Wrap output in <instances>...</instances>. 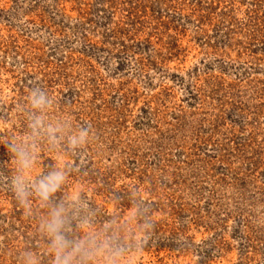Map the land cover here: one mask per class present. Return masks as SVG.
I'll return each mask as SVG.
<instances>
[{"label":"rangeland","instance_id":"obj_1","mask_svg":"<svg viewBox=\"0 0 264 264\" xmlns=\"http://www.w3.org/2000/svg\"><path fill=\"white\" fill-rule=\"evenodd\" d=\"M56 208L116 264H264V0H0V264Z\"/></svg>","mask_w":264,"mask_h":264},{"label":"clouds","instance_id":"obj_2","mask_svg":"<svg viewBox=\"0 0 264 264\" xmlns=\"http://www.w3.org/2000/svg\"><path fill=\"white\" fill-rule=\"evenodd\" d=\"M44 103V98L41 96L33 100L34 107H41ZM86 131H82L79 137L72 138L73 143L80 142L86 138ZM25 168L29 165L25 163ZM64 177L56 175L50 177L47 183L41 182L38 188L42 199H47L49 193L54 191L58 184L62 182ZM23 185V179L20 181ZM63 208H56L50 212V218L46 219L41 224V231L44 232L50 240L49 251L54 256L53 264H88L89 260H95L98 255L104 254L107 264H116L117 258L122 254L119 251L108 254L106 246L102 243H97L98 237L96 234L89 232L84 240L69 250L67 241L60 233L63 224L62 214ZM87 225H82L86 227ZM28 264H37L35 257H29Z\"/></svg>","mask_w":264,"mask_h":264}]
</instances>
